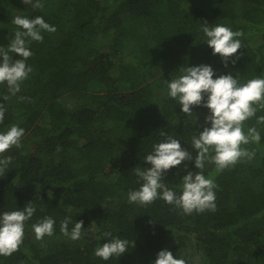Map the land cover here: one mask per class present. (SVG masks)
I'll use <instances>...</instances> for the list:
<instances>
[{
  "label": "trees",
  "instance_id": "1",
  "mask_svg": "<svg viewBox=\"0 0 264 264\" xmlns=\"http://www.w3.org/2000/svg\"><path fill=\"white\" fill-rule=\"evenodd\" d=\"M0 0V44L16 29L17 15L42 16L55 32L30 41L32 71L11 94L0 84L5 109L0 129H25L19 149L4 153L12 165L0 177V211L36 206L25 221L22 243L0 264H149L167 248L186 264H264V101L243 122L255 127L258 143L241 145L255 153L217 172H203L216 184L215 209L184 214L157 199L129 203L137 188L134 166L160 140V131L191 137L207 109L191 116L167 96L166 80L188 64L208 63L232 70L241 82L264 76V0ZM222 23L241 33L240 58L225 68L203 42V22ZM7 37V38H6ZM16 58L14 53H10ZM196 116L198 117L196 123ZM193 169L192 161L184 162ZM147 166V165H145ZM183 164L165 173L179 191ZM83 221L81 237L59 229L65 216ZM45 216L56 221L51 236L37 240L31 225ZM71 227V226H70ZM99 229V231H97ZM102 231L133 245L105 261L93 254ZM103 240L99 241L102 243Z\"/></svg>",
  "mask_w": 264,
  "mask_h": 264
},
{
  "label": "clouds",
  "instance_id": "2",
  "mask_svg": "<svg viewBox=\"0 0 264 264\" xmlns=\"http://www.w3.org/2000/svg\"><path fill=\"white\" fill-rule=\"evenodd\" d=\"M24 4L41 7V0H22ZM16 25L11 39L6 45L0 44V84H5L11 94L19 92L20 85L32 71L27 58L32 55L30 41H42V32H55L42 16L27 17L17 15L11 18ZM203 42L211 49L213 56L219 55L222 65L235 64L240 58L238 49L241 35L222 23L203 22L201 25ZM7 38V37H6ZM14 53L16 58H12ZM167 96L176 101L180 112L191 116L196 107L207 109L203 124L196 127L191 137L190 152L182 147L181 140L160 131V140L152 144L151 151L143 155L142 166H134L130 171L137 177L138 187L127 193L129 203L151 204L160 199L175 206L184 214L193 211L214 210L216 184L211 176L203 172L205 163L215 165L219 172L235 164L242 158L252 159L254 152L241 147L249 142L258 143L260 133L255 127L244 131L243 122L255 115L254 105L264 101V76H255L241 82L232 74V70L219 72L211 64L199 63L178 68V75L166 80ZM5 109L0 105V123L4 120ZM198 117L196 116V123ZM258 122L264 117H258ZM25 129L12 124L0 129V177L4 176L12 165L13 157L4 155L12 147L19 149ZM192 161L193 169L184 162ZM183 164L184 174L180 176L179 191L165 183V173ZM147 165V166H145ZM36 211L30 201L22 208L0 211V254L8 255L22 243L25 221ZM56 221L50 216L38 219L31 225L37 240L51 236ZM71 226V227H70ZM83 221L65 216L59 223L60 231L71 240L81 237ZM99 231V229H97ZM98 246L93 254L102 260L120 257L128 251L133 241L102 231L97 237ZM103 240L102 243L99 241ZM149 264H186V261L174 255L167 248L160 249Z\"/></svg>",
  "mask_w": 264,
  "mask_h": 264
},
{
  "label": "rangeland",
  "instance_id": "3",
  "mask_svg": "<svg viewBox=\"0 0 264 264\" xmlns=\"http://www.w3.org/2000/svg\"><path fill=\"white\" fill-rule=\"evenodd\" d=\"M242 147V146H241Z\"/></svg>",
  "mask_w": 264,
  "mask_h": 264
}]
</instances>
